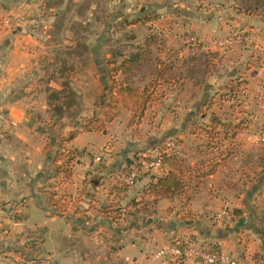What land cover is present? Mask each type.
<instances>
[{
    "label": "crops",
    "instance_id": "crops-1",
    "mask_svg": "<svg viewBox=\"0 0 264 264\" xmlns=\"http://www.w3.org/2000/svg\"><path fill=\"white\" fill-rule=\"evenodd\" d=\"M90 1L89 8L102 2L108 8L104 28L132 32L125 42L129 55H145L115 79L144 88L154 71L164 70L155 91L160 99L136 123L120 103L103 131L77 129L71 141L69 134L56 135L48 95L62 88L38 66L40 25L21 21L29 4L0 0V264H170L154 254L176 238L255 264L264 234V199L258 197L264 192V105L256 103L264 97V18L240 13V0ZM84 2L62 0L61 6L83 8ZM189 35L199 43L184 42ZM213 37L240 39L223 50ZM93 45L98 62L102 38ZM143 63L150 64L149 72L139 73ZM97 65L94 86L100 92L98 78L108 80L112 65ZM236 82L248 92L245 103L221 97ZM213 120L224 128H214ZM211 129L214 142L204 133ZM171 141L174 148L167 147ZM161 146L162 153H176L190 167L184 177L187 203L174 197L153 205L144 196L151 176L159 173L142 175L133 186L122 183L137 155ZM67 151L80 154L69 175L58 173L61 163L55 161ZM256 153L258 163L251 160ZM98 155L101 163L94 161ZM211 160L221 164L200 177ZM223 208L230 223L215 227L210 216ZM105 209H118L121 217L111 219Z\"/></svg>",
    "mask_w": 264,
    "mask_h": 264
},
{
    "label": "rangeland",
    "instance_id": "rangeland-1",
    "mask_svg": "<svg viewBox=\"0 0 264 264\" xmlns=\"http://www.w3.org/2000/svg\"><path fill=\"white\" fill-rule=\"evenodd\" d=\"M15 1L21 2L24 5L29 4L31 8L26 11V19L21 21H35L40 25L37 32V36L40 39L38 66H41L44 72H42L44 78H53L54 83L62 88L61 91L57 93L52 92L48 95L50 99L49 112H51L54 117V126H56L57 130L55 132L56 135L67 136L72 132H76L77 129H81L84 125L80 124L85 123L89 118H94L96 114L100 116L102 110L97 107L100 92H97L98 89L95 90L94 86V83H98L94 82L96 80L95 70H98L97 63L100 62L104 67H108L110 63L114 62L115 64L121 62L123 60L122 58L125 56L128 57L129 52L127 51L129 45L125 42H129L128 38L133 34L125 28H104V24H106L105 21L110 18V15L107 11L108 8L103 7V2V4H98L97 8H89L90 0H85V6L83 8H74L72 3L67 4L66 8H63V6H61L62 0ZM249 2L253 4L255 0H249ZM257 16H262L264 18V9H260V13ZM79 21L81 23H79ZM82 22L84 23L82 24ZM101 38L103 46L99 48L100 50H97V54H100V59L96 62L92 56V51L95 46L93 44ZM150 67V64L143 63L138 71L139 73L149 72ZM100 72H106V70ZM98 79L104 81L106 78L103 76ZM125 80L124 78L122 83L131 85ZM241 83L243 84V82H236V84L230 88L235 89L236 86ZM142 84L141 82L140 85ZM77 85L85 89V92H79ZM237 87H239V89L234 91V93L236 92L234 98L235 103L240 104L238 102L241 101L245 103L248 92L245 88H240V86ZM138 88H143V85ZM237 92H240L239 95ZM108 95L107 93L106 98ZM156 96V98L160 99L158 97L159 93H157ZM82 97H84V100H82ZM105 100L106 99L102 97L101 101L103 102ZM256 100L258 105H264V97L259 99L256 98ZM156 101L158 100L156 99ZM125 102H127V105L130 104L129 100ZM86 106L89 107L87 108ZM136 116L135 119H133V123L140 121ZM152 118L155 119V117ZM64 127H69L73 130L67 131L66 129L69 128L65 129ZM262 130H264V128ZM162 146L160 148L157 147L159 153L162 152L160 150ZM259 146L260 150H264V143L261 142ZM216 147L217 146H213V148ZM204 151H206V149H204ZM255 156L256 157L251 158V160L252 162L258 163L257 158H259V156L257 153ZM244 160L249 161V158L244 157ZM229 223L230 219L225 224ZM238 227V224L232 226V228ZM259 254H261V252H259Z\"/></svg>",
    "mask_w": 264,
    "mask_h": 264
},
{
    "label": "trees",
    "instance_id": "trees-1",
    "mask_svg": "<svg viewBox=\"0 0 264 264\" xmlns=\"http://www.w3.org/2000/svg\"><path fill=\"white\" fill-rule=\"evenodd\" d=\"M240 2L239 12L245 15L256 16L260 13V9H264V0H255L253 4H250L249 0H240ZM144 56L145 55L143 53H134L129 55L127 58H123L119 64L110 63L112 66L110 67L109 79L104 81L100 80L101 89L97 107L102 110L101 114L100 116L96 114L94 118H89L85 122L84 126L81 127L83 131H103L105 125L116 117L117 106L120 103L132 112L131 121L133 122L136 115L137 119L142 117L149 103L155 102L156 99L158 100V98H156L157 96L155 91L159 85L158 81L163 79L164 70L159 69L154 71V77L151 83L143 89L123 85L115 79L117 73H127L132 67L135 65L137 66L138 63L144 60ZM234 91L235 89L230 88L228 92L223 94L221 97L227 96V99H233ZM107 93L109 95L106 98ZM102 97L106 99L103 102L101 101ZM128 100L130 102L129 105L125 102ZM212 125L214 128L218 126L224 128V124L218 120H213ZM76 133L77 132L70 133L67 137V141H71L75 137ZM204 133L210 142H214L217 138V133L214 129L204 131ZM208 145L210 146L209 143ZM79 155V153L74 151L58 153L55 161L61 164L57 165V172L69 175L71 168ZM161 155L163 159L161 169L143 174H161L158 176H151L152 181L145 188L144 196L152 198L151 203L153 205H155L159 199L174 197H180L183 199L184 203H187L190 200L191 194L184 181V177L190 172V167L184 160L178 157L176 153L167 154L161 152ZM213 160H211L209 171L205 174H201L200 177L213 173L216 167L221 164V162L217 163ZM202 164H204V162H202ZM54 205L56 204L54 203ZM103 213L111 219H118L121 217L118 209H105ZM233 214L240 215V212L235 210ZM260 252L261 254L257 253L253 256L255 264H264V234H262Z\"/></svg>",
    "mask_w": 264,
    "mask_h": 264
},
{
    "label": "built area",
    "instance_id": "built-area-1",
    "mask_svg": "<svg viewBox=\"0 0 264 264\" xmlns=\"http://www.w3.org/2000/svg\"><path fill=\"white\" fill-rule=\"evenodd\" d=\"M8 24V21H5ZM240 38L234 39L233 37L217 38L213 37L210 41L218 48L226 50L230 48L235 41ZM184 42L189 44H198L196 37L189 35L183 39ZM240 92H237L239 95ZM236 93H234V96ZM14 125V124H12ZM1 139V132H0ZM259 141L264 143V130L260 133ZM168 148H174L175 145L171 141L167 144ZM94 161L100 163L102 156H94ZM162 155L158 151L144 152L136 156L134 163L127 169L126 174L122 179V183L125 186H133L139 177L145 173H151L158 171L162 167ZM260 199H264V192L258 194ZM231 218L228 208H223L220 211L210 216V221L213 226L219 227L224 226L225 223ZM154 258L157 260H165L170 264H185L190 262L192 264H243L237 258L223 253L213 246H206L193 239H174L171 244L166 247L159 249L155 254Z\"/></svg>",
    "mask_w": 264,
    "mask_h": 264
}]
</instances>
